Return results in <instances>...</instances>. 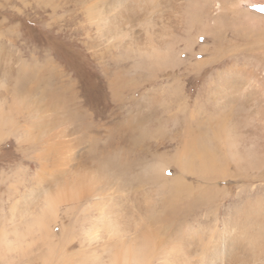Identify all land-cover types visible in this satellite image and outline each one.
<instances>
[{
    "label": "bare ground",
    "instance_id": "bare-ground-1",
    "mask_svg": "<svg viewBox=\"0 0 264 264\" xmlns=\"http://www.w3.org/2000/svg\"><path fill=\"white\" fill-rule=\"evenodd\" d=\"M6 4L14 15L39 14L48 37L74 47L26 36L16 49L11 25L0 53L9 87L0 93V140L17 138L26 165L0 196L24 222L6 240L15 261L264 264V193L245 198L264 192V151L247 152L232 118L247 111L264 130V81L228 68L194 89L225 55L220 35L204 22L176 52L186 20L164 11L206 8L218 28L232 0ZM200 37L213 51L206 43L196 53Z\"/></svg>",
    "mask_w": 264,
    "mask_h": 264
},
{
    "label": "rangeland",
    "instance_id": "rangeland-1",
    "mask_svg": "<svg viewBox=\"0 0 264 264\" xmlns=\"http://www.w3.org/2000/svg\"><path fill=\"white\" fill-rule=\"evenodd\" d=\"M192 1L193 0H191V2ZM239 1L240 0H232V6L229 5L228 8L224 11L223 15L220 17L222 21L220 23V27L218 28L214 27L213 21H206V18L210 20V18H208V11L206 12V8L202 9V7H200V9L190 7L189 9V7H182L179 9V13L181 12L182 15L179 14L176 10H173L171 7H166L168 10L164 8V11L167 14L175 13V16H179H176L177 18H180L182 16L180 18L181 22H185L186 20V23H181L183 25V30L176 36V38L174 39L175 42L173 41L172 43L174 44L175 51L177 50L176 52H178L181 47L182 49H185L186 45L183 40L185 41L186 38H188L191 42L196 39L195 37L198 32L199 35L202 34V31L204 30L203 27L206 25V23L204 22L209 23L208 28L214 29L213 31L220 35L221 43L223 46L222 49L225 55L221 57L220 61L213 71H205V74L201 75L199 80L195 81L196 87H194V89L203 87L204 85H206L207 80H209L212 75L213 77H215L217 73H220L228 68H245L246 70L252 71L259 75V77L264 81V10H262L264 9V0H246L242 2L243 5L238 4ZM217 12L219 13L218 8L215 10L214 14H211V17L213 18V16H215ZM29 14L30 13H28V16L27 14L14 15V13L12 14V12L9 11L6 0H0V53L1 55H3V57L7 53V50L10 48V46H8L7 33L8 28H10L11 25L13 27H16V29H18L19 31V39H15V46L17 45L16 49H19L18 47L20 43L27 41V39H25L26 36H30V39L34 36L35 38L42 39V41L43 39L46 41H51V45L56 46L58 51H62L63 48H72V50H74V47L69 46L70 44L66 43L63 38L53 37L54 34H52L53 36L50 38L48 37V34L40 29L42 27V23H39V20L37 21L39 14H33L31 16ZM193 15L196 16L195 20L192 17ZM187 23L189 25H187ZM205 28L207 27L205 26ZM185 35H187L188 37H185ZM199 35L197 36L199 37ZM197 41L198 44H196L195 46L196 53H198L201 45L206 43L211 45L212 43L211 41L209 42L207 38L203 37H200ZM60 46L62 47V49ZM236 46H239L241 49L247 47L249 50L247 49L246 52L241 51L240 53L238 52L233 54ZM210 50L213 51L212 45ZM59 54H62V52H59ZM3 57L2 61L4 60ZM199 58L200 60H204L206 56H199ZM89 63L90 67L92 68V66H94L93 62L89 61ZM0 69L4 68L0 66ZM137 72L139 73L140 71L137 70ZM215 72L216 74L214 75ZM129 78L131 79V75ZM136 78L138 81L139 78ZM1 85L2 87H0V93L6 92L7 90L9 91L8 85L4 81H2L1 83L0 80V86ZM244 112L239 115L234 113L232 115V118L236 119V122L238 123L237 129L240 132L241 136V138L239 137V139H242L244 141L243 143V141L241 140L244 144L243 146L246 147L247 152L254 151L256 153L255 159H257L264 151L262 150V148H264V130L256 126V120L251 119L252 117L248 116L247 111ZM226 127L229 128V126ZM244 128L248 129L247 132ZM17 135L18 137L20 136L19 134ZM16 139L17 138L13 136H9V138L4 139L3 141L0 140V196H2V193H6L5 190L10 186L8 181L10 183L16 182L15 184H18L17 181L19 180V178L16 179L17 181L13 180L12 182L11 176L18 175L19 173H21V169L26 167V165H24L22 155L19 152V142L17 143ZM132 162L136 163L135 161ZM138 167L142 166L134 165V170L136 171V173L140 169ZM229 186L238 187L241 186V184L231 183ZM263 193V191H252L249 195L245 196V198H252L258 195H261V197H263ZM3 195L5 196V194ZM12 201L13 199L8 200L6 197H3L0 200V264H20L14 259L15 256H18V251L10 252L6 249V245L12 242L6 240L12 239L15 236V232L19 231L20 228L24 226L23 221H16L18 216L12 218L8 213V209ZM236 204H239L238 206H240L242 202H238Z\"/></svg>",
    "mask_w": 264,
    "mask_h": 264
},
{
    "label": "snow or ice",
    "instance_id": "snow-or-ice-1",
    "mask_svg": "<svg viewBox=\"0 0 264 264\" xmlns=\"http://www.w3.org/2000/svg\"><path fill=\"white\" fill-rule=\"evenodd\" d=\"M262 10H264V9H262Z\"/></svg>",
    "mask_w": 264,
    "mask_h": 264
}]
</instances>
